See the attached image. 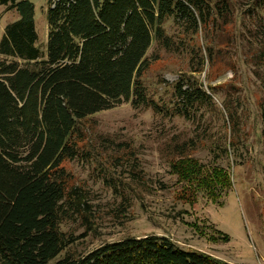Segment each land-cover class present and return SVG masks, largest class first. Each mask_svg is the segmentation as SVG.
<instances>
[{
  "label": "trees",
  "instance_id": "obj_1",
  "mask_svg": "<svg viewBox=\"0 0 264 264\" xmlns=\"http://www.w3.org/2000/svg\"><path fill=\"white\" fill-rule=\"evenodd\" d=\"M0 4L18 13L0 40V264H232L158 234L127 235L77 255L63 253L93 225L81 213L88 207L83 192L66 185L62 164L78 155L88 116L122 102L148 106L142 75L160 58L158 49L188 54V72L174 83L181 108L214 104L218 88L240 90L231 78L207 84L206 91L193 74L205 63L208 70L217 65L216 45L228 46L213 43V29L225 31L232 22L226 0H48L45 51L35 44L32 2ZM252 9L258 10L255 3ZM168 21L182 29L180 43L178 35L167 33ZM201 30L205 33L198 44ZM250 32L243 62L258 63L264 50ZM153 42L157 49L148 55ZM224 66L237 71L232 61ZM220 103L229 131L226 153L237 145L231 132L239 125L231 107ZM169 167L184 183L189 201L198 191L216 201L230 187L224 168L183 153ZM74 216L85 221V229L64 232L61 225ZM220 238L227 241L228 235Z\"/></svg>",
  "mask_w": 264,
  "mask_h": 264
},
{
  "label": "rangeland",
  "instance_id": "obj_2",
  "mask_svg": "<svg viewBox=\"0 0 264 264\" xmlns=\"http://www.w3.org/2000/svg\"><path fill=\"white\" fill-rule=\"evenodd\" d=\"M30 1L39 33L37 44L41 46L48 1ZM207 1L214 4L221 0ZM226 2L232 9V22L225 31L213 29V43L227 42L228 46L216 45L217 65L208 70L205 63L204 70L193 74L206 91L207 84L231 78L240 90L218 88L212 98L214 104L181 108L174 83L188 72V54L158 49L160 58L142 75L148 106L134 108L122 102L88 116L82 122L85 136L78 155L62 164L67 172L66 185L83 192L88 207L81 213H86L93 225L84 238L63 253L77 255L127 235L158 234L168 236L180 247L197 249L232 264H264V59L243 62L250 31L261 39L257 45L253 38L255 45L264 50V0ZM254 3L257 11L252 9ZM16 18L15 8L0 4V35ZM165 29L178 35V41L184 35L169 21ZM204 33H198V44ZM156 49L153 42L147 54ZM229 61L235 64V74L224 66ZM220 101L231 107L239 125L231 132L237 145L226 153L223 147L228 146L229 131L227 125L223 127L226 114ZM180 153L206 166L224 168L230 187L221 191L216 201L203 191H198L193 201L187 200L184 183L177 181L169 167ZM85 227V221L77 216L61 225L64 232L74 234ZM221 233L228 235L227 241L221 240Z\"/></svg>",
  "mask_w": 264,
  "mask_h": 264
},
{
  "label": "crops",
  "instance_id": "obj_3",
  "mask_svg": "<svg viewBox=\"0 0 264 264\" xmlns=\"http://www.w3.org/2000/svg\"><path fill=\"white\" fill-rule=\"evenodd\" d=\"M48 1V0H47ZM32 2V1H31ZM32 4H33V2H32ZM46 10H47V8L45 9V18H46ZM15 11H16V9H15ZM16 13H17V11H16ZM17 18H18V13H17ZM16 18V19H17ZM16 19H14V20H16ZM13 20V21H14ZM12 22V21H11ZM33 22H34V31H35V33H36V41H35V44L41 49V50H43V51H45V47H46V41H47V34H48V29H47V18H46V32H45V29H44V26H42L43 27V35H44V40H43V43H42V45L40 46V45H38L37 44V40H38V35H39V33H38V28L35 26V20H34V4H33ZM10 23V22H9ZM8 24V23H7ZM6 26V25H5ZM36 28H37V30H36ZM3 33H4V31H3ZM38 34V35H37ZM3 35V34H2ZM2 35H0V40H1V37H2ZM2 57V55H0V58Z\"/></svg>",
  "mask_w": 264,
  "mask_h": 264
}]
</instances>
